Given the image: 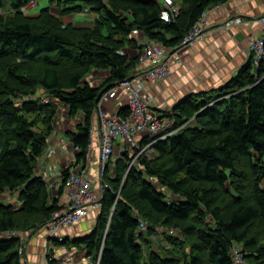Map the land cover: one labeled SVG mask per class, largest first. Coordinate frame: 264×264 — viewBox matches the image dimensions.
<instances>
[{
    "label": "trees",
    "instance_id": "1",
    "mask_svg": "<svg viewBox=\"0 0 264 264\" xmlns=\"http://www.w3.org/2000/svg\"><path fill=\"white\" fill-rule=\"evenodd\" d=\"M27 1L0 0V234L44 230L59 208L65 181L52 197L35 170L59 104L66 117H81L65 136L76 147L74 163L84 164L100 94L135 73L137 57L129 51L142 47L135 32L170 50L207 6L227 0H174L179 10L169 21L159 18L155 0H83L80 6L66 0L58 15L49 6L23 13ZM88 7L97 14L91 24L61 20ZM93 70L108 75L95 84ZM128 113L127 106L117 111ZM163 114L177 130L137 166H127V152L115 158L91 230L48 242L79 247L86 264H234L233 243L247 264H264V57L254 67L249 56L212 93L184 95ZM60 172L64 180L68 168ZM13 191L14 205L1 198ZM140 220L147 223L142 231ZM156 227L179 233L164 234L180 253L155 250L149 236ZM23 242L0 237V264H25ZM50 250L46 264H65Z\"/></svg>",
    "mask_w": 264,
    "mask_h": 264
},
{
    "label": "built area",
    "instance_id": "2",
    "mask_svg": "<svg viewBox=\"0 0 264 264\" xmlns=\"http://www.w3.org/2000/svg\"><path fill=\"white\" fill-rule=\"evenodd\" d=\"M155 1L162 6L159 14L161 20L169 21L178 14L179 7L174 0ZM36 3L37 0H28L20 6V11L27 14ZM223 3L225 2L207 6L184 35L181 42L170 50L155 39L146 38L143 41L145 37L141 34L143 38H139L142 40V47L140 50L135 51L137 57L134 68L135 73L113 84L98 99L95 108L96 122L91 123L89 129L90 138L86 147L85 163L76 164L73 157L66 166H63V168H68V176L64 180L60 172L62 168H56L60 183L62 180L65 181L66 199L61 204L58 203L59 208L52 212L49 221L45 225L48 239L60 237L57 234L58 231L87 219L91 213L95 215L100 207V199L104 189L108 187V184L103 181L104 174L121 152H127L130 156L127 163L128 167L137 166L140 159L149 158V156L155 154L154 145L159 140L168 137L177 130V127H174L172 117L164 115L163 111L157 113L151 110L149 104L151 97L145 92V87L148 84L163 80L168 75L170 58L182 63L181 49L191 46L205 37L207 33L205 15L207 11L213 7H219ZM256 21L260 26L259 33L257 37L249 39L247 46V52L249 56H252L254 67L264 57V14L259 15ZM242 22L243 19L240 16L227 18L223 23V27L242 24ZM120 92L126 94L124 106L129 109L128 115L124 117L119 116L117 112H109L102 107L104 103L110 98L116 97ZM62 115H64L63 106H58V112L54 117V127L55 124L59 123ZM76 151V147L73 146V152L76 153ZM92 158L97 161L94 168H91ZM36 172L49 184L50 175L46 171H38L36 168ZM124 177L125 175L122 181ZM146 179L148 182L155 184V179L152 176H146ZM95 216L93 217L95 218ZM146 228L147 223L140 220L138 229L142 231ZM155 229L161 228L156 227ZM167 230L171 233L174 231L171 228ZM12 236H19L21 241H24L22 232L7 231L0 234V237ZM48 246L54 249L51 243ZM23 250L24 247H21L20 252ZM236 250L239 254L236 255L235 261L237 264H243L240 247L233 243L232 251ZM66 256L69 258L75 257L73 254H67ZM65 259L68 260V258ZM22 260L24 261L25 258L22 257ZM85 262V257L76 260L77 264H85Z\"/></svg>",
    "mask_w": 264,
    "mask_h": 264
},
{
    "label": "crops",
    "instance_id": "3",
    "mask_svg": "<svg viewBox=\"0 0 264 264\" xmlns=\"http://www.w3.org/2000/svg\"><path fill=\"white\" fill-rule=\"evenodd\" d=\"M65 1L52 0L50 2V0H43L46 3L44 6H49L50 11L55 15H58L59 10H62L66 6ZM82 1L76 0L73 5L80 6L82 5ZM34 8L32 9L33 12L31 11L32 13L30 12L29 15L38 13L39 10L37 11ZM261 14H264V0H228L219 7H213L208 10L205 15V19L207 20L205 25L207 33L205 37L191 46L182 48L180 51L182 63L170 58L168 75L163 80L148 84L145 87V92L151 97L149 100L151 110L157 113L169 111L184 95L221 86L222 83L224 84L234 76L239 67L248 60V41L251 38L257 37L259 33L260 26L256 18ZM95 16L97 14L90 11L88 7L60 17L63 23L84 25L91 24ZM235 16H240L243 19L242 24L223 27V23L227 18ZM138 44H142L140 38H138ZM135 51L131 50L129 52L131 55H135ZM100 75H103V79H105L108 71L93 70L91 72V81L95 84H100L102 80L99 82V79H94V77L97 78ZM125 100L126 94L120 92L116 97L106 102L105 110L117 112L119 107L124 106ZM59 106L63 105L59 104ZM63 111L64 115L61 116L59 123L55 124L45 151L38 158L36 164L38 171H46L50 175L48 187L52 188L56 194L61 184L56 168L66 166L76 154L73 152V145L65 136L66 131L75 130L76 122L74 119L66 117L64 106ZM96 118L95 112L92 123L96 122ZM76 119L79 120L81 117H76ZM96 162V159L92 158L91 168L96 166ZM3 194H5L6 199L9 196H13L11 202L5 201L8 204H13L14 198L17 199L16 191L4 192ZM51 195L53 197V194ZM65 199L66 189L63 188L62 194L59 197V204ZM93 216V213H91L85 221L63 228L58 231V236L72 238L87 233L93 227L91 226L94 220ZM47 239L48 236L45 230H37L33 234L30 233L28 235L23 243L24 258L27 264H46L45 248L47 246Z\"/></svg>",
    "mask_w": 264,
    "mask_h": 264
},
{
    "label": "rangeland",
    "instance_id": "4",
    "mask_svg": "<svg viewBox=\"0 0 264 264\" xmlns=\"http://www.w3.org/2000/svg\"><path fill=\"white\" fill-rule=\"evenodd\" d=\"M39 4V5H38ZM44 4H46V3H44L43 2V0H40V3H39V0H37V3L32 7V8H30V11H29V13L28 14H30V12L32 11L33 12V8L34 9H36L37 11L40 9V8H42L43 6H44ZM38 6V7H37ZM31 12V13H32ZM135 34H137V37L139 38V37H141V33L140 32H135ZM141 38H143V37H141ZM146 39V37L145 38H143V41ZM94 79H99V82H100V80H104L103 79V75L101 76H99V77H97V78H95L94 77ZM94 79H92V80H94ZM94 81H96V80H94ZM98 81V80H97ZM223 84V83H222ZM221 84V85H222ZM220 86V85H219ZM219 86H216V87H212V88H209V89H206V90H202L201 92H205V93H207V94H210V93H212L215 89H217ZM197 92H200V91H197ZM113 98V97H112ZM112 98H110L109 100H111ZM105 104L106 103H104L103 105H102V107L104 108V109H106L105 108ZM75 120V122L77 121V119H74ZM154 156V154L153 155H151V156H149V158H151V157H153ZM156 157V156H155ZM148 158V159H149ZM49 192H51V194H53V197L54 196H57V194L54 192V190L51 188V189H49ZM5 196V194H2V196H1V198L4 200V201H12V199H13V196H9V197H7V199H6V196ZM52 196V195H51ZM167 196H168V193H167ZM172 197V199L174 198V199H178V196H174V195H170L169 196V198H171ZM15 199V201L13 202V205L15 204V203H18L17 202V199L16 198H14ZM95 216V215H94ZM94 218V217H93ZM83 221H85V219L83 220ZM77 225V224H76ZM94 225V220H93V223L91 224V226H93ZM41 229V228H40ZM44 230L46 231V229L44 228ZM167 229H163V228H161V229H158V230H156L151 236H149V239H150V242H151V245L152 246H154V248H155V250H158V249H160L161 251H163V252H169V251H175V252H177L178 253V251H179V253L181 252V248L176 244V243H173V242H171V241H169V240H167V238H166V236H165V234L167 235V233L168 234H177V235H179V233L178 232H175V231H173V233H171V232H169L168 230L166 231ZM40 231H43V229H41ZM90 231V230H89ZM88 231V232H89ZM23 233V232H22ZM47 233V232H46ZM165 233V234H164ZM23 235H25V237L27 238L28 237V235H29V232H25V233H23ZM47 238V237H46ZM73 248L74 249H72V248H69V249H64V248H54V249H52V248H49L48 247V239H47V246H46V248H45V253H47L48 252V249H52V250H50V252L51 253H53V256H55V257H58L59 259H61V260H63L64 262H66L65 264H77L76 263V260L77 259H82V258H84V253H82L81 251H79V247H74L73 246ZM186 250H187V248H186ZM79 251V252H78ZM21 254H23V251L21 252ZM67 254H73V256L75 255V257H73V258H69V257H67L66 255ZM239 254V252H238V250H236V251H231V256H232V258H233V261H234V264H237L236 263V261H235V257H236V255H238ZM65 258H68V260L67 259H65ZM88 262V260L86 259V262H85V264ZM243 264H247L246 263V261H244L243 260Z\"/></svg>",
    "mask_w": 264,
    "mask_h": 264
},
{
    "label": "clouds",
    "instance_id": "5",
    "mask_svg": "<svg viewBox=\"0 0 264 264\" xmlns=\"http://www.w3.org/2000/svg\"><path fill=\"white\" fill-rule=\"evenodd\" d=\"M228 1V0H227ZM62 182H63V180H62ZM62 182H61V184H62ZM63 188H64V186H63Z\"/></svg>",
    "mask_w": 264,
    "mask_h": 264
},
{
    "label": "bare ground",
    "instance_id": "6",
    "mask_svg": "<svg viewBox=\"0 0 264 264\" xmlns=\"http://www.w3.org/2000/svg\"><path fill=\"white\" fill-rule=\"evenodd\" d=\"M23 252H24V250H23ZM23 255V254H22Z\"/></svg>",
    "mask_w": 264,
    "mask_h": 264
},
{
    "label": "water",
    "instance_id": "7",
    "mask_svg": "<svg viewBox=\"0 0 264 264\" xmlns=\"http://www.w3.org/2000/svg\"><path fill=\"white\" fill-rule=\"evenodd\" d=\"M101 95V94H100ZM100 97V96H99Z\"/></svg>",
    "mask_w": 264,
    "mask_h": 264
}]
</instances>
